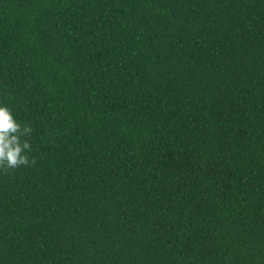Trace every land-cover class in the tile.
Masks as SVG:
<instances>
[{
	"label": "trees",
	"instance_id": "trees-1",
	"mask_svg": "<svg viewBox=\"0 0 264 264\" xmlns=\"http://www.w3.org/2000/svg\"><path fill=\"white\" fill-rule=\"evenodd\" d=\"M0 105V264H264V0H0Z\"/></svg>",
	"mask_w": 264,
	"mask_h": 264
},
{
	"label": "clouds",
	"instance_id": "clouds-1",
	"mask_svg": "<svg viewBox=\"0 0 264 264\" xmlns=\"http://www.w3.org/2000/svg\"><path fill=\"white\" fill-rule=\"evenodd\" d=\"M32 129L15 121L9 108L0 105V167L16 169L22 165H28L26 154L31 148L27 140L22 137L30 134ZM32 163H35L33 160Z\"/></svg>",
	"mask_w": 264,
	"mask_h": 264
}]
</instances>
